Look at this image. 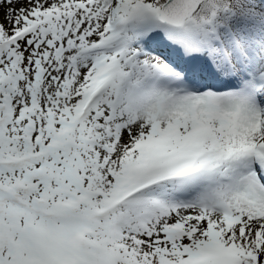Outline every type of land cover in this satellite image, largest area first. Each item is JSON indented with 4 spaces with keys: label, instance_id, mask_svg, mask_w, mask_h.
Wrapping results in <instances>:
<instances>
[{
    "label": "snow or ice",
    "instance_id": "1",
    "mask_svg": "<svg viewBox=\"0 0 264 264\" xmlns=\"http://www.w3.org/2000/svg\"><path fill=\"white\" fill-rule=\"evenodd\" d=\"M0 10V264H264V0Z\"/></svg>",
    "mask_w": 264,
    "mask_h": 264
},
{
    "label": "rangeland",
    "instance_id": "2",
    "mask_svg": "<svg viewBox=\"0 0 264 264\" xmlns=\"http://www.w3.org/2000/svg\"><path fill=\"white\" fill-rule=\"evenodd\" d=\"M0 15H2V10H0Z\"/></svg>",
    "mask_w": 264,
    "mask_h": 264
}]
</instances>
